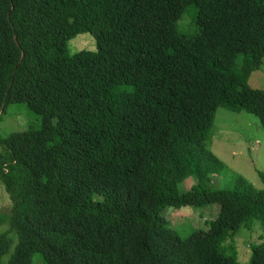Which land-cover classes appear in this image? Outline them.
<instances>
[{
    "label": "trees",
    "instance_id": "16d2710c",
    "mask_svg": "<svg viewBox=\"0 0 264 264\" xmlns=\"http://www.w3.org/2000/svg\"><path fill=\"white\" fill-rule=\"evenodd\" d=\"M82 32L95 48L68 52ZM263 63L264 0H0V112L41 117L0 137V258L13 232L8 264H264V239L248 262L229 242L252 220L264 229V175L200 187L217 173L219 106L264 130V90L247 82ZM207 204L214 218L185 238L161 212Z\"/></svg>",
    "mask_w": 264,
    "mask_h": 264
},
{
    "label": "rangeland",
    "instance_id": "374dc122",
    "mask_svg": "<svg viewBox=\"0 0 264 264\" xmlns=\"http://www.w3.org/2000/svg\"><path fill=\"white\" fill-rule=\"evenodd\" d=\"M188 13L195 12V7L189 5ZM185 14L180 21V30L188 36L198 31L194 19ZM95 48L94 37L88 32H82L67 41V50L72 53L79 49ZM248 84L264 90V63L254 70L247 79ZM2 112V111H1ZM0 112V137H5L21 128H38L41 117L30 111L24 103H12ZM207 146L218 159L217 173L207 174L200 187L233 190L238 176L243 177L255 188H262L264 175V130L258 118L246 111H233L223 106L216 110L213 126L207 139ZM193 177H186L178 184L180 191L187 190L196 184ZM10 201L3 185L0 183V213L7 212ZM217 204H207L201 207L182 206L174 208L168 205L162 209L163 216L170 222L171 227L181 237L190 236L195 229L208 227V220L214 218ZM214 212V214H213ZM208 219L206 223L204 220ZM7 230V226H0V231ZM11 239L9 251L2 255L0 264H8V258L16 244V236L8 232ZM264 239V229L257 220H252L248 227H241L229 241L240 262H248L251 246ZM227 244V243H226ZM233 250V249H232ZM230 254V251L227 250ZM31 264H46L40 253L31 256Z\"/></svg>",
    "mask_w": 264,
    "mask_h": 264
}]
</instances>
